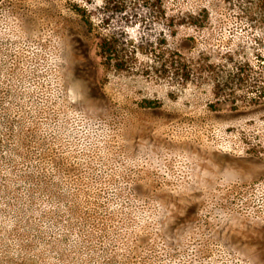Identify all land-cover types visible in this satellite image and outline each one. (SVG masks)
Wrapping results in <instances>:
<instances>
[{
	"label": "rangeland",
	"instance_id": "374dc122",
	"mask_svg": "<svg viewBox=\"0 0 264 264\" xmlns=\"http://www.w3.org/2000/svg\"><path fill=\"white\" fill-rule=\"evenodd\" d=\"M104 2L0 0V264H264V27Z\"/></svg>",
	"mask_w": 264,
	"mask_h": 264
},
{
	"label": "trees",
	"instance_id": "16d2710c",
	"mask_svg": "<svg viewBox=\"0 0 264 264\" xmlns=\"http://www.w3.org/2000/svg\"><path fill=\"white\" fill-rule=\"evenodd\" d=\"M114 1L119 2V0H105L104 2V8L103 10L109 9V7L113 4ZM121 6L122 4L126 3L127 0H120ZM138 1V0H137ZM151 3L152 6L156 7L158 5H161V0H146ZM230 1V0H229ZM236 1V7L239 8L240 12L245 15V18L251 17V22L258 24L260 26L264 27V0H232ZM120 3V2H119ZM190 20L193 24H200L207 22L209 19V14L206 10L203 11V14L193 17L190 16ZM87 23L89 25L91 24V21L88 19ZM105 23V21H103ZM99 50H100V57L107 60L108 64H113V66L119 67L120 60L117 57V42L113 40L111 36H104L99 39L98 42ZM264 59V56H261ZM261 58V59H262ZM114 59V60H113ZM242 71H239L237 69V74H240ZM257 84L253 85L251 88L257 89L259 87L256 86ZM259 95L257 97V103H264V82L262 86L259 88Z\"/></svg>",
	"mask_w": 264,
	"mask_h": 264
}]
</instances>
